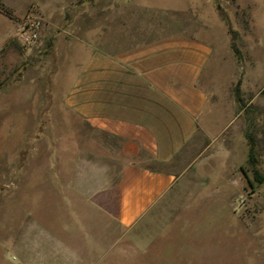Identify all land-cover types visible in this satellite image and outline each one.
<instances>
[{"label": "rangeland", "instance_id": "1", "mask_svg": "<svg viewBox=\"0 0 264 264\" xmlns=\"http://www.w3.org/2000/svg\"><path fill=\"white\" fill-rule=\"evenodd\" d=\"M0 9V264H264V0H0ZM34 21L38 39L23 44ZM173 32L212 46L200 81L208 104L173 163L139 155L178 181L124 228L91 194L130 155L94 139L62 96L94 48Z\"/></svg>", "mask_w": 264, "mask_h": 264}, {"label": "crops", "instance_id": "2", "mask_svg": "<svg viewBox=\"0 0 264 264\" xmlns=\"http://www.w3.org/2000/svg\"><path fill=\"white\" fill-rule=\"evenodd\" d=\"M212 54L208 42L185 32L109 41L88 52L66 83L64 106L94 139H115L130 155L91 194L92 204L122 227L136 225L175 187L174 172L147 166L139 155L171 164L196 136L208 104L200 81Z\"/></svg>", "mask_w": 264, "mask_h": 264}, {"label": "built area", "instance_id": "3", "mask_svg": "<svg viewBox=\"0 0 264 264\" xmlns=\"http://www.w3.org/2000/svg\"><path fill=\"white\" fill-rule=\"evenodd\" d=\"M41 23L34 21L19 32V39L23 44H31L38 39Z\"/></svg>", "mask_w": 264, "mask_h": 264}, {"label": "trees", "instance_id": "4", "mask_svg": "<svg viewBox=\"0 0 264 264\" xmlns=\"http://www.w3.org/2000/svg\"><path fill=\"white\" fill-rule=\"evenodd\" d=\"M0 11L7 14V12L3 9H0ZM246 138L249 144L248 162L252 167H254L257 163V158L255 154V140L252 135H247ZM254 177L257 179L258 182H261L263 180V177L259 175V173L256 170H254Z\"/></svg>", "mask_w": 264, "mask_h": 264}]
</instances>
